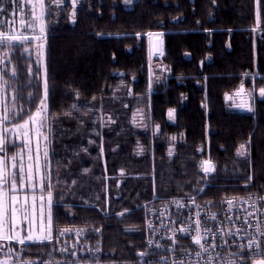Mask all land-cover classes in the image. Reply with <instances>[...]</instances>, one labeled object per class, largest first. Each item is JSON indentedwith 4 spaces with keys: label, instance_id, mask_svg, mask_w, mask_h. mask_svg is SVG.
<instances>
[{
    "label": "trees",
    "instance_id": "16d2710c",
    "mask_svg": "<svg viewBox=\"0 0 264 264\" xmlns=\"http://www.w3.org/2000/svg\"><path fill=\"white\" fill-rule=\"evenodd\" d=\"M52 1L44 0L49 10ZM68 13L65 2L55 23L45 15L42 65L25 49L32 40L0 46L16 96L10 123L38 109L47 80L52 200L49 239L11 240L1 259L53 264V237L69 224L99 231L111 258L133 259L145 202L201 188L212 198L264 192V0H83L73 21ZM156 32L162 53L150 57ZM151 62L164 66L161 82L151 81ZM239 90L251 93L248 108L230 102ZM138 107L142 130L129 121ZM171 135L182 139L169 151Z\"/></svg>",
    "mask_w": 264,
    "mask_h": 264
},
{
    "label": "built area",
    "instance_id": "2783aa9c",
    "mask_svg": "<svg viewBox=\"0 0 264 264\" xmlns=\"http://www.w3.org/2000/svg\"><path fill=\"white\" fill-rule=\"evenodd\" d=\"M206 161L213 168L212 162ZM228 201H232L231 207ZM142 209L143 247L133 259L111 258L102 248L99 231L85 224H69L57 230L53 237L59 254L53 264H196L197 261L204 264L207 254L203 257L195 255L200 251L194 241L197 222L205 247L213 242L221 245V235L224 236L227 246L216 249L221 257L244 260L245 264L264 259V256L249 254L247 249L244 256L229 255L240 251L239 245H247L253 239L259 242L260 250H264V235H261L264 233V192L212 198L204 196L201 188L191 194L151 199L142 205ZM237 229L240 230L238 233ZM228 232L233 235L228 236Z\"/></svg>",
    "mask_w": 264,
    "mask_h": 264
},
{
    "label": "rangeland",
    "instance_id": "374dc122",
    "mask_svg": "<svg viewBox=\"0 0 264 264\" xmlns=\"http://www.w3.org/2000/svg\"><path fill=\"white\" fill-rule=\"evenodd\" d=\"M131 1V0H130ZM43 9L40 8L41 0H0V37H8V36H20L21 42H25L23 40L24 37L28 40H32L31 45L25 47L26 51L32 52L34 58L39 64H43L44 62V31L47 27V23L45 21V15H51V24L55 23L58 17V12L62 5L65 2L69 3V19L73 21V16L76 8L80 5L83 0H54L49 3L50 10L45 7L44 0ZM128 5V0H124ZM3 4H7L9 6L6 13H2L5 6ZM39 17V19H37ZM34 20V24H29V21ZM43 26V33L40 32V28ZM159 36L160 33H152L149 35L150 39V49L151 56H159L155 55L152 51V40L154 37ZM162 39H161V51H162ZM2 52H0V67H5L4 58L2 56ZM161 55V54H160ZM10 73V70H6ZM5 71V72H6ZM4 72V73H5ZM4 73H0V118L4 117L9 112L15 110V104L13 100H15L16 96L14 95L13 90L10 87L9 80L5 77ZM165 76L164 66L160 63H150V77L152 82H161ZM246 92L243 91L240 94V98L245 99ZM251 95L249 94V98ZM230 98V102H231ZM44 100V98H42ZM42 105L40 103L38 109L34 111L31 115L25 117L22 121L17 123H10V118L6 121L0 122V139H4L7 143V147L5 149V153H0V158H3L6 154L8 158V171H18V169H13L11 164V157L16 154H20L17 156V161H19L22 157L24 162V167L27 169L28 167V149L23 147L25 143L24 132L27 131L28 139L31 142V155H32V165H33V181L32 185L29 186L28 180L25 177L23 190L20 187V180L17 177V191L15 193L9 192V195H16V219L15 221L9 220L7 225L0 226V235L7 233L9 235L15 236L18 235L21 239H25L27 241V236L31 235L33 237L39 238L42 235L50 236L51 233V205L52 200L49 193L44 192L45 183L48 178V155L45 158L44 152L48 148L46 144V134L43 130L44 121L46 122L45 117L47 118L46 113V104L43 106L44 110L40 111ZM40 111V120L42 123V127L40 124L34 123L30 117L36 116L37 112ZM170 121H174V117L172 115L169 118ZM27 121V127L21 128L20 125H24ZM108 121V119H106ZM129 121L133 127L137 129H145L147 124V116L146 112L143 108L138 107L135 108L130 117ZM39 128V131L42 135L36 134V129ZM7 130V131H5ZM154 132L158 133V128H154ZM174 138V139H173ZM182 139V136L171 135L169 137V151H172L174 148V144L176 141ZM12 142H14L15 147L12 146ZM9 145L11 147L9 148ZM241 150V146L239 147V151ZM244 151V149H243ZM133 154L136 157H139L144 154V149L141 145H138ZM37 158L39 159V168L37 170ZM10 187V185H9ZM50 201V206H49ZM10 215V214H9ZM25 216L27 217L25 219ZM39 240V239H35ZM11 240H0V246L5 249L4 246L7 245ZM0 261H6L0 258Z\"/></svg>",
    "mask_w": 264,
    "mask_h": 264
},
{
    "label": "snow or ice",
    "instance_id": "6c2138e0",
    "mask_svg": "<svg viewBox=\"0 0 264 264\" xmlns=\"http://www.w3.org/2000/svg\"><path fill=\"white\" fill-rule=\"evenodd\" d=\"M128 2H130V0H128ZM40 8L43 9L44 5L43 2L41 0L40 3ZM37 19H39V17H37ZM35 21H29V24H34ZM2 26V25H0ZM44 28L43 26H41L40 28V32L43 33ZM21 37L20 36H8V37H0V46H12L15 47V45L12 44V41H21ZM23 40L26 42L27 38L24 37ZM6 71L5 67H0V73H4ZM13 75H15V72L12 73ZM2 78V77H0ZM48 85H47V80L45 79V93H44V100L41 101V105L42 108L40 111H43L44 108L43 106L46 104V100L48 97ZM260 96L264 97V88L260 89ZM241 107H248L247 105H241ZM40 111L37 112L36 116L34 117H30V119H32V121L34 123L40 124V126L42 127V123L40 120ZM249 111H251V108H249ZM15 118V114L9 112L8 114H6L4 117L0 118V122L2 121H6L9 118ZM172 117V111H169V118ZM46 119V117H45ZM19 127L21 128H25L27 127V121L25 122L24 125H20ZM7 131V130H5ZM36 134L42 135V133L39 131V128H37L36 130ZM24 138H25V143L23 145V147L28 149L29 152V156H28V167L27 169H25L24 167V162L23 159L21 157V159L19 161H17V156L20 154H16L13 155L11 157V161H12V168L13 169H18V171H8V158L5 154V156L3 158H0V226L3 225H7L9 223V220L15 221L16 219V212H17V208H16V202H17V196L16 195H9V192L15 193L17 191V177H19L20 180V187L21 190H23V185H24V180L25 177L28 180L29 186L32 185V181H33V165H32V155H31V142L28 139V133L27 131L24 132ZM44 139H47V137H44ZM174 139V138H173ZM7 143L4 139H0V153H5V149L7 147ZM12 146L15 147L14 142H12ZM244 149V145H241V150L239 151V155L244 156L245 152L243 151ZM48 155L47 150H45L44 152V157L46 158ZM205 165H207V167L204 168V171L207 172H211L212 166L208 161L204 162ZM39 168V159L37 158V170ZM250 179V177L248 178ZM10 185V187H9ZM229 207H231L232 205V201H228ZM49 206H50V201H49ZM180 207H183V205H180ZM10 214V215H9ZM197 215H199V213H197ZM251 215V214H249ZM27 217L25 216V219ZM231 219V218H229ZM247 218H245V224H247ZM184 231H187V229H185ZM240 230L237 229L236 232L238 233ZM257 231L259 232V228L257 229ZM207 232L205 233V241L207 239ZM228 236H232L233 233L232 232H228L227 233ZM261 235H264V233H261ZM27 241L31 242L35 239H39L41 241L43 240H47L49 239L48 235H42L39 238L33 237L31 235L27 236ZM0 240H16L18 241L21 245L25 244V239H21L18 235L12 236L9 235L7 233H4L3 235H0ZM221 240L223 241V243L221 245H217L215 242H213L211 245H209L208 247H205L204 244L201 243V236L199 233V222H197V235L194 237V241L197 245L200 246V251L196 252V256L197 257H203L205 256V254H207V259L204 260V264H245L244 260H240L237 261L235 259H228L225 257H221L219 252H216V249L218 247H226L227 246V241L224 240V236L221 235ZM240 251H237L235 253H230L229 255L232 257H238V256H244L245 252L244 250L247 249V252L251 255H261L264 256V250H260V246H259V242H257L256 240H249V243L247 245H239L238 246ZM255 249V251H254ZM0 252H3V247L0 246ZM213 253H215V255H213ZM143 255V254H141ZM0 264H10L9 261H0ZM23 264H32V262H23ZM191 264V262H190ZM196 264H199V261L196 262ZM254 264H264V259H260L258 261H254Z\"/></svg>",
    "mask_w": 264,
    "mask_h": 264
},
{
    "label": "flooded vegetation",
    "instance_id": "af4514ba",
    "mask_svg": "<svg viewBox=\"0 0 264 264\" xmlns=\"http://www.w3.org/2000/svg\"><path fill=\"white\" fill-rule=\"evenodd\" d=\"M243 91H245V90H239V91H236L233 95H231L229 98H232L231 99V103H232V105H234V106H236V107H238V106H241V105H247L248 107H249V103H250V99H251V97L249 98V94L251 95V93L250 92H247V91H245L246 92V94H245V99H243V98H240V94H242V92ZM247 107V108H248Z\"/></svg>",
    "mask_w": 264,
    "mask_h": 264
},
{
    "label": "water",
    "instance_id": "95a60500",
    "mask_svg": "<svg viewBox=\"0 0 264 264\" xmlns=\"http://www.w3.org/2000/svg\"><path fill=\"white\" fill-rule=\"evenodd\" d=\"M152 48H153V53L155 55H160L162 53L161 51V37L156 36L152 40ZM207 167V165L204 164V168Z\"/></svg>",
    "mask_w": 264,
    "mask_h": 264
}]
</instances>
